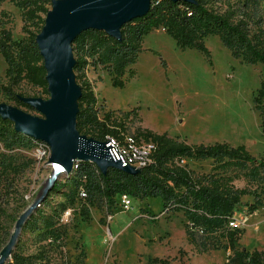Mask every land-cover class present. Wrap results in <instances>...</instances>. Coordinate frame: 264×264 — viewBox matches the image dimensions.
<instances>
[{"label": "rangeland", "instance_id": "1", "mask_svg": "<svg viewBox=\"0 0 264 264\" xmlns=\"http://www.w3.org/2000/svg\"><path fill=\"white\" fill-rule=\"evenodd\" d=\"M24 23L21 0H0V31L8 29L13 39L20 40L27 36ZM205 44L209 55L195 48H179L162 27L151 30L132 65L135 74L123 87L112 85L106 69L88 65L85 74L97 98L99 116L107 110L136 108V114L126 119L127 133L148 128L192 144L228 142L245 145L252 155L264 157L261 118L253 103L264 79V65L233 57L216 34L208 35ZM6 69L0 52V103L42 116L35 108L16 102L5 90L9 84ZM12 90L20 96L49 97L42 87L27 80ZM40 143L0 138L2 244L8 241L22 211L42 195L22 226L12 253L33 255L35 262L47 264H152L154 257H178L182 248L184 264H230L229 249L198 253L186 240L184 212H166L160 197L132 196L129 209L121 206L118 193L111 200L100 195L80 198L75 183H66L67 172L59 174L43 193L56 169L47 161L48 155L40 154ZM183 163L200 172L211 171L215 164L212 159L194 158ZM235 183L245 185L242 180ZM260 198L261 204L250 212L255 197L244 195L231 215L239 222L238 246L249 251L264 248V195ZM109 213L113 218L108 222Z\"/></svg>", "mask_w": 264, "mask_h": 264}, {"label": "trees", "instance_id": "2", "mask_svg": "<svg viewBox=\"0 0 264 264\" xmlns=\"http://www.w3.org/2000/svg\"><path fill=\"white\" fill-rule=\"evenodd\" d=\"M48 4L51 0H21L25 38L16 40L8 29L0 31V52L7 63L5 75L9 82L5 90L16 102L29 108L32 107L22 101L12 87L27 80L49 94L43 57L35 40L45 23ZM161 27L181 49L195 48L209 55L205 39L216 34L233 57L264 65V0H153L147 14L123 25L121 40L99 29L84 30L74 40V69L82 88L77 115V128L81 133L99 140L112 135L124 142L128 132L126 119L136 114V108L107 110L100 117L97 98L85 71L88 65L101 66L110 74L113 86L123 87L135 74L132 65L142 51L144 36ZM253 103L264 134V79L255 91ZM133 135L137 141L154 144L150 162L139 172L133 174L112 167L104 174L94 162L79 160L77 167L67 173L66 183L73 181L78 191L84 187L89 199L100 195L111 200L120 192L138 198L160 197L166 212H184L186 240L198 253L223 247L232 251L230 264H264V248L249 251L239 247L240 229L228 226L229 218L244 195L255 197V203L249 206L250 212L261 204L264 157L252 155L245 145L233 146L220 141L192 144L148 128H138ZM0 138L17 143L35 140L16 131L13 121L1 116ZM186 158L212 159L215 164L211 171L200 172L183 163ZM236 180L244 181L245 185L238 186ZM3 245L0 241V249ZM184 252L180 248L178 257H154L151 263L184 264ZM5 264L47 263L35 262L33 255L12 253Z\"/></svg>", "mask_w": 264, "mask_h": 264}, {"label": "water", "instance_id": "3", "mask_svg": "<svg viewBox=\"0 0 264 264\" xmlns=\"http://www.w3.org/2000/svg\"><path fill=\"white\" fill-rule=\"evenodd\" d=\"M152 1L51 0L45 23L35 38L43 57L49 97L20 96L42 116L5 102L0 103V116L13 121L16 131L49 146L47 161L56 170L50 174L43 193L51 188L59 174L71 172L74 163L79 160L94 162L104 174L112 167L133 174L140 171V168L123 165L121 160L113 159L106 140L90 137L78 130L77 115L82 88L74 69L76 58L73 42L87 29L104 30L121 40L123 25L147 14ZM41 198L42 195L35 198L18 216L8 241L0 249V264H5L11 256L22 226L39 206Z\"/></svg>", "mask_w": 264, "mask_h": 264}, {"label": "built area", "instance_id": "4", "mask_svg": "<svg viewBox=\"0 0 264 264\" xmlns=\"http://www.w3.org/2000/svg\"><path fill=\"white\" fill-rule=\"evenodd\" d=\"M107 145L109 148V153L115 160H121L123 165L130 164L134 167L141 168L150 162V152L154 144L151 141H137L133 134L125 133L124 142H120L119 139L112 135L106 136ZM39 149L41 155H49V146L43 142ZM77 162L74 163L73 168L77 167ZM80 198L87 197V191L84 187H80L78 191ZM118 199L121 206L124 209H129L132 204V198L127 192H120L118 194ZM70 210L66 211L67 215H70ZM113 218V213L107 215L108 222ZM228 225L230 227H238L239 222L233 217L229 218Z\"/></svg>", "mask_w": 264, "mask_h": 264}]
</instances>
